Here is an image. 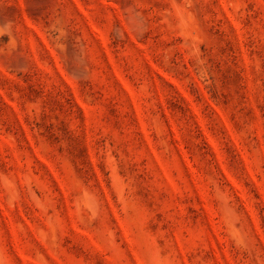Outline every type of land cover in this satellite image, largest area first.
Wrapping results in <instances>:
<instances>
[{
  "label": "rangeland",
  "instance_id": "rangeland-1",
  "mask_svg": "<svg viewBox=\"0 0 264 264\" xmlns=\"http://www.w3.org/2000/svg\"><path fill=\"white\" fill-rule=\"evenodd\" d=\"M0 264H264V0H0Z\"/></svg>",
  "mask_w": 264,
  "mask_h": 264
}]
</instances>
